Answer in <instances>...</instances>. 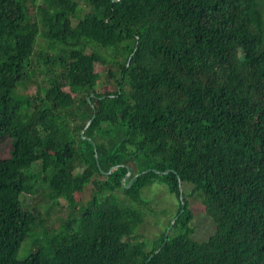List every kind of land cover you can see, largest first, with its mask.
<instances>
[{"label": "trees", "instance_id": "16d2710c", "mask_svg": "<svg viewBox=\"0 0 264 264\" xmlns=\"http://www.w3.org/2000/svg\"><path fill=\"white\" fill-rule=\"evenodd\" d=\"M0 144V264H264V0H0ZM157 182L179 206L149 245ZM25 194L68 208L52 235Z\"/></svg>", "mask_w": 264, "mask_h": 264}, {"label": "rangeland", "instance_id": "374dc122", "mask_svg": "<svg viewBox=\"0 0 264 264\" xmlns=\"http://www.w3.org/2000/svg\"><path fill=\"white\" fill-rule=\"evenodd\" d=\"M107 67L103 65H98L97 70L101 74V82L98 86L99 91H109L114 89L113 84H108L107 76L104 72ZM103 82H106L107 85L104 86ZM8 145L3 146L0 144V156L8 154ZM185 189H190L189 184H185ZM93 193V187H88L85 189L83 194L78 196L81 201V204H86L89 202L91 194ZM143 201L137 202L141 204V208L144 213V221L138 227L136 236L132 237L133 239H140V241L148 242L149 245H152L153 241L158 238L162 232H164L168 226L169 222H171L177 214L179 200L178 198L172 194L165 185L160 182L151 184L146 186L143 189ZM23 202L25 206H29L30 204L38 203V206L44 213H49V220L46 222L45 226L48 228V235H52V228L58 227L59 222H55L59 220V216L64 215L66 210L68 209L65 200H61V204L65 207H60L58 205L48 206L47 202L43 200V198L38 199L37 196L33 194H25L23 195ZM190 208L193 211V221L192 225L196 227L195 237L199 240H207L211 234L216 231L215 222L206 212L205 207L201 200L195 198L190 200ZM52 227V228H51ZM46 232V231H45ZM42 232L33 233L29 236L28 239L22 244V247L19 252V258H25L32 251L37 249V241L39 240ZM131 238V239H132ZM139 241V240H136Z\"/></svg>", "mask_w": 264, "mask_h": 264}, {"label": "water", "instance_id": "95a60500", "mask_svg": "<svg viewBox=\"0 0 264 264\" xmlns=\"http://www.w3.org/2000/svg\"><path fill=\"white\" fill-rule=\"evenodd\" d=\"M114 1H117V0H114ZM92 95H94V94H92ZM89 100H91V98H89ZM89 123H90V122H89ZM89 123H88V125H89ZM88 125H87V126H88ZM113 169H114V168H111L110 171H112ZM129 174H130V171L128 172L127 176L123 179V181H122L123 183L126 182V179H127V177H128ZM134 178H135V177H132V178L129 180L128 184L126 185L127 187H131V184H132ZM175 219H176V218H174V219L171 221V224L174 223ZM168 233H169V229L167 230L166 235H167Z\"/></svg>", "mask_w": 264, "mask_h": 264}]
</instances>
